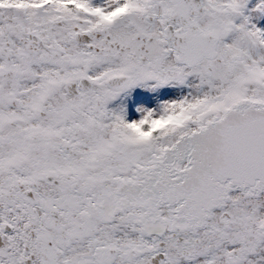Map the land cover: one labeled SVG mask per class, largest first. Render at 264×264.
<instances>
[{
    "label": "snow or ice",
    "instance_id": "6c2138e0",
    "mask_svg": "<svg viewBox=\"0 0 264 264\" xmlns=\"http://www.w3.org/2000/svg\"><path fill=\"white\" fill-rule=\"evenodd\" d=\"M0 264H264V0H0Z\"/></svg>",
    "mask_w": 264,
    "mask_h": 264
}]
</instances>
